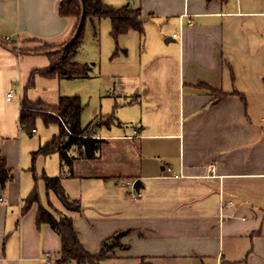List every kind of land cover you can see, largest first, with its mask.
<instances>
[{
    "label": "crops",
    "instance_id": "obj_1",
    "mask_svg": "<svg viewBox=\"0 0 264 264\" xmlns=\"http://www.w3.org/2000/svg\"><path fill=\"white\" fill-rule=\"evenodd\" d=\"M60 1L0 0V149L12 170L0 187V264H56L62 247L51 225L38 224L37 203L23 210L36 184L32 153L59 125L30 134L20 120L25 96L56 103L63 95L62 77L38 72L49 54L35 51L76 30ZM127 4L146 23L135 53L118 46V106L140 112L82 120L107 141L93 159L73 147L72 171L60 153L39 155L38 175H61L81 210H68L40 178L42 204L73 217L92 253L126 232L100 264H264V0ZM137 179L143 196L131 197L128 181Z\"/></svg>",
    "mask_w": 264,
    "mask_h": 264
},
{
    "label": "trees",
    "instance_id": "obj_2",
    "mask_svg": "<svg viewBox=\"0 0 264 264\" xmlns=\"http://www.w3.org/2000/svg\"><path fill=\"white\" fill-rule=\"evenodd\" d=\"M139 11V8H134L129 4L118 8L113 7L106 4L103 0H61L59 3L60 14L62 16L76 17L78 25L71 39L68 41L71 42L69 45H66L68 42L57 46L45 44L35 50L36 52H46L49 54L51 61V65L48 68L40 69L38 72L49 77L56 74L62 78L90 77L91 67L86 63L74 60V56L79 52L84 41L87 20L91 19L95 25L97 20L106 16L111 17L112 33L116 38H119L122 34L134 29L140 33L145 32L146 19L137 14ZM83 14L85 18L81 23ZM1 41L10 44L15 50H26L25 48H19L14 43V40L7 42L2 39ZM35 75L28 82L26 89L34 86ZM21 105L20 120L23 128L28 133L32 134L36 131L37 119L40 117L46 125H50L51 123L59 125V131L32 153V169L36 184L31 193L26 197L23 210L25 212L29 211L37 203L38 224H49L60 235L62 247L60 255L56 259V264H100L110 251L122 245L121 238L126 232H117L106 238L103 241L102 249L98 253H92L86 249L75 228L73 217L61 212L54 206H51L53 209H49L42 204L38 184L39 179L42 178L44 180L47 190L55 192L68 210L80 211V200L74 199L67 194L61 175L53 176L44 171L39 176L35 161L39 155L60 153L62 166L68 165L72 171L76 157L70 154L73 147H78L76 149L81 157L93 159L100 156L102 147L107 140L94 136L89 127L83 125L82 114L84 104L80 95H61L59 101L56 103H47L41 99L31 100L25 96ZM112 117L108 116L110 119ZM11 176L12 170L8 166L7 159L2 155L0 149V187L4 188Z\"/></svg>",
    "mask_w": 264,
    "mask_h": 264
},
{
    "label": "rangeland",
    "instance_id": "obj_3",
    "mask_svg": "<svg viewBox=\"0 0 264 264\" xmlns=\"http://www.w3.org/2000/svg\"><path fill=\"white\" fill-rule=\"evenodd\" d=\"M106 4L113 7H122L131 0H103ZM139 32L131 30L116 38L112 33V19L109 16L96 21L94 25L91 19L86 22L84 41L79 52L74 56V60L86 63L91 67L90 77H63L58 79V87L63 95H80L84 104L82 120L85 123L90 122L94 117L111 112L122 115H136L141 106H118V66L120 58L118 57V46L132 47V52L136 49L133 44L139 41ZM123 57V56H122ZM15 89V87H14ZM120 100H124L120 98ZM37 129L51 130L58 128L57 124L51 123L49 127L39 118ZM119 127V126H116ZM36 134V133H35ZM37 134L39 132L37 131ZM37 138V137H36Z\"/></svg>",
    "mask_w": 264,
    "mask_h": 264
},
{
    "label": "built area",
    "instance_id": "obj_4",
    "mask_svg": "<svg viewBox=\"0 0 264 264\" xmlns=\"http://www.w3.org/2000/svg\"><path fill=\"white\" fill-rule=\"evenodd\" d=\"M190 24H193V22L191 21ZM174 36L177 37V34L175 33ZM4 40L7 41V42H11L13 39L11 37H6ZM15 93H16L15 89L11 88L9 90V92H8V98L9 99L13 98ZM209 170L212 171V172H215L216 171V166L215 165H210L209 166ZM128 184L132 186V190L129 191V193H128L131 197H142L143 196L142 191L140 189H136L134 187L135 180H129ZM3 199L4 198L2 196H0V203L4 201Z\"/></svg>",
    "mask_w": 264,
    "mask_h": 264
},
{
    "label": "water",
    "instance_id": "obj_5",
    "mask_svg": "<svg viewBox=\"0 0 264 264\" xmlns=\"http://www.w3.org/2000/svg\"><path fill=\"white\" fill-rule=\"evenodd\" d=\"M84 18H85V15L83 14L82 17H81V23L83 22ZM70 43H71V42H68L66 45H69ZM140 183H141V180H140V179H137V180L135 181L134 187H135L136 189H140V186H139Z\"/></svg>",
    "mask_w": 264,
    "mask_h": 264
}]
</instances>
